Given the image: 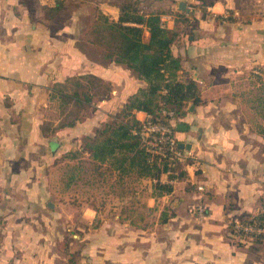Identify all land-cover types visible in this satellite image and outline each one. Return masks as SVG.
I'll return each instance as SVG.
<instances>
[{
	"label": "crops",
	"instance_id": "1",
	"mask_svg": "<svg viewBox=\"0 0 264 264\" xmlns=\"http://www.w3.org/2000/svg\"><path fill=\"white\" fill-rule=\"evenodd\" d=\"M54 1L0 0V264H264V238L237 236L232 224L264 209V113L244 98L262 84L253 72L264 67V0H137L178 30L179 77L201 98L173 121L189 160L180 177L161 175L171 192L157 195L154 179L135 174L123 187L126 177L110 169L98 187L84 183L81 198L74 181L51 179L56 158L81 149L146 81L81 48L79 12L47 17ZM121 2L97 0L96 11L117 19ZM90 72L113 83L112 96L45 135L52 84ZM199 202L205 217L192 211Z\"/></svg>",
	"mask_w": 264,
	"mask_h": 264
},
{
	"label": "trees",
	"instance_id": "2",
	"mask_svg": "<svg viewBox=\"0 0 264 264\" xmlns=\"http://www.w3.org/2000/svg\"><path fill=\"white\" fill-rule=\"evenodd\" d=\"M66 3L67 0H55L53 5L46 6L47 17H55ZM120 11L117 19L98 11L91 32L93 36L89 40L103 47L106 59L132 69L146 84L128 96L111 120L98 126L94 134L87 135L81 149L67 151L65 155L76 157L88 152L98 163H109L110 169L116 170L120 176L135 174L154 179L157 195L168 193L173 190L171 181L183 174L182 162L189 159L180 160L171 158L170 154L162 156L150 152L137 131L148 120L175 127L173 121L186 114L189 101L199 102L201 98L192 93L196 89L194 83L179 77L181 59L172 51L178 30L162 25L159 12L141 11L137 0H122ZM178 20L185 22L188 17L180 12ZM145 29L150 32L148 39H145ZM262 71L264 67L253 75L262 81L261 87L264 88L263 77L260 76ZM113 90L111 81L90 72L55 81L50 87L49 97L60 100V104H92L109 99ZM259 100L264 104V96ZM136 110L145 111L147 117L138 118ZM79 119L61 122L54 129H49L44 122L42 130L45 135H50L58 128L74 125ZM163 173H167L171 181L161 180ZM241 217L264 222V209Z\"/></svg>",
	"mask_w": 264,
	"mask_h": 264
},
{
	"label": "rangeland",
	"instance_id": "3",
	"mask_svg": "<svg viewBox=\"0 0 264 264\" xmlns=\"http://www.w3.org/2000/svg\"><path fill=\"white\" fill-rule=\"evenodd\" d=\"M96 2L97 0H67L61 18H66L69 14L74 12V10H77L79 12L80 20L79 30L77 33V43L81 48L85 49L89 54H91L92 57L100 58L101 52L104 51L100 47H94L90 45L88 42V39L93 36V34H91V32H89L88 30L94 27V15L97 12ZM247 86L248 85H246V87ZM250 88L252 89V95L247 94V96H244V98H251L248 103L257 105L258 109L260 107L259 111L261 113H264V104L260 103L259 100L260 96H264V88H262L261 85H258L257 83L255 86H251ZM60 102L61 101L58 99L51 100L49 97V102L46 105L45 110L46 119L44 123L49 129H54L61 122H65L73 118L78 117L80 118L79 120H83L85 119V117L93 114L97 109L93 103L76 105L73 102H70L68 104H60ZM116 112H118V110L110 114L109 120L112 119V116ZM53 132L55 133V131ZM86 139L87 135L83 137L82 142L84 143ZM55 161L57 163V166L55 167V169L52 168L51 179L60 180V182H62L61 184H64L65 186L68 183L74 181V183L77 184L76 186L78 187V189L76 190V192L77 194H79L80 198L84 195V183H88L90 187L96 188L100 183H102V181L106 182V178L108 177L110 172L109 163H98L89 156L88 152H83L82 154H80V156L76 157H68L67 155H65V153H63L60 157L56 158ZM124 178L125 183H121L124 184L123 187H125V185L127 186V184L133 183V179L135 177L133 174H128L127 176H124ZM65 194L67 193L62 192V196Z\"/></svg>",
	"mask_w": 264,
	"mask_h": 264
},
{
	"label": "built area",
	"instance_id": "4",
	"mask_svg": "<svg viewBox=\"0 0 264 264\" xmlns=\"http://www.w3.org/2000/svg\"><path fill=\"white\" fill-rule=\"evenodd\" d=\"M162 25L165 26L163 21ZM170 113L172 114L171 111ZM175 130V127L170 125L148 120L137 132L150 152L162 156L170 154L171 158L184 160L190 155V151L180 147ZM197 187L201 191L205 190L204 184L200 183ZM192 211L199 217H205L208 214V207L204 202H199L193 206ZM243 219L242 217L236 218L233 222V229L237 236L264 237V222Z\"/></svg>",
	"mask_w": 264,
	"mask_h": 264
},
{
	"label": "water",
	"instance_id": "5",
	"mask_svg": "<svg viewBox=\"0 0 264 264\" xmlns=\"http://www.w3.org/2000/svg\"><path fill=\"white\" fill-rule=\"evenodd\" d=\"M185 4H186L185 2H182L181 7L184 8L183 5H185ZM181 125H182V123H180L178 127L181 128ZM179 145H180L181 148H185V147H186V148H190V145H191V144H190V143H185V142H183V141H180V142H179Z\"/></svg>",
	"mask_w": 264,
	"mask_h": 264
}]
</instances>
